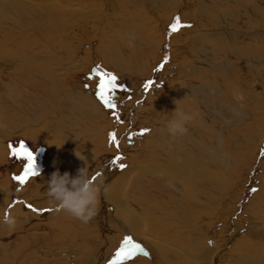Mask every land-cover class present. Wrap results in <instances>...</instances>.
Listing matches in <instances>:
<instances>
[{"label":"bare ground","instance_id":"obj_1","mask_svg":"<svg viewBox=\"0 0 264 264\" xmlns=\"http://www.w3.org/2000/svg\"><path fill=\"white\" fill-rule=\"evenodd\" d=\"M73 1L0 0V122L9 120L11 123H18L19 120L23 123L16 128V130L19 129V135H29L32 139H36L34 142L48 145L55 153L54 156L48 158L51 165L58 160L63 169L68 166L67 168L78 170L85 166V161L77 155L86 158L89 164L97 156V152L95 150L89 153L78 148V146H84L85 141L82 140L81 136H72L65 131H69L70 128L75 126L73 125L75 122L74 115L80 111V109L79 111L75 110V106L85 107L95 114L99 111L100 117H102V107L97 98L81 87L79 90H69V92L62 94L56 92V90H59L58 82L61 79L59 70L63 68L62 65L65 66V61L67 59V61L71 60L74 55L68 41L63 38L59 39V34H57L58 26L62 24L63 15L72 12L70 10L73 8L70 7L74 5L75 2ZM132 1L140 3L143 0ZM151 1L153 4L154 0ZM103 3L105 2L103 1ZM188 3V0L181 2L177 6L175 15H181V18L195 22L194 28L197 32L196 38L194 37L195 42L193 41L195 49L194 51L193 48L188 50L186 43H183L182 55L188 53L192 56L180 69L179 77L172 80L168 88L162 89L158 95L150 97L148 103L154 114L150 119L151 130L145 135L141 148L131 153L129 161L125 162L117 161L119 155L112 153L113 157H110L102 166V174L98 176L99 178L95 183L102 189L99 198V212L102 213L100 214V222L103 220L101 223L103 232H100L105 233L103 234V240L99 235L100 232L94 234L97 236L95 240L98 241L97 245L92 247L94 252H85L80 247V258H82L83 263L85 261L87 264H105L109 257L111 258L108 251L112 247H118L117 244L120 245L123 238L128 236L151 253L150 260L137 258L138 261L136 262V258H132L133 261L129 264H217L218 258L226 249L225 246L230 245L232 242L234 234L231 230V224L227 226V228H230L228 232H231L228 235L229 237L225 238L226 240L224 239V242L219 233L212 235L211 229L213 224L220 220L222 201L226 198V194L232 192L233 183H229V178H226V171L229 169L232 160V156H230L232 143L241 146L246 153H249L253 148L257 150L263 142L264 135L256 142L258 131L251 129L253 126H251L250 118L252 120L256 119V121L258 119L264 120V87L257 84L252 86L251 81L248 79L256 71L254 67L262 64L261 57L253 54L252 51L257 50V40L255 39H264V23L260 27L255 26L252 15L254 12L251 7H232L231 10H229V7H225L224 11H229L223 12L220 16L223 23L218 25L242 30L238 35L239 42H231L230 44L231 50L236 56L235 60L237 62H235L233 59H228L229 54L221 46L218 47L217 52L212 51L210 53L200 48L202 43H196L197 38L201 36L199 30L207 29L202 19L205 7H189ZM251 4L258 8L257 10L264 20V1L258 3L256 0H251ZM110 8L112 13L124 10L122 12L125 13L123 19L129 18L134 22L141 21L140 15H136L137 11L134 13L133 10L124 9V6ZM125 15L128 17H125ZM242 18H245L244 21H242ZM119 20V23H122V19ZM120 28L123 30L121 25ZM259 29L261 30L259 31ZM181 32H185V30ZM119 34L122 44L128 46L129 43L130 46L132 44L137 47L140 46L142 57H144V53H150L151 57L148 56L145 60L152 58L154 49L151 38H144L141 40V44L139 41H135L133 37L128 38L127 42V39L125 40L122 37V32ZM241 34H245V37L251 42H244L245 39H242ZM252 34H256V38L252 37ZM174 35L170 39V56H174L172 45ZM112 38V36H105L102 40L110 43L109 47L105 48L106 54H103L108 58L107 64L110 63V66L117 68L119 71L127 69L128 64H131L129 57L124 58L121 47L119 49V47L114 46L113 42L117 39ZM244 48H246V51ZM60 49L64 50L66 60L63 58V53L59 54L57 52ZM242 52L249 56L247 55L246 58L244 53L242 55ZM150 63L147 65H150ZM143 67L145 69L147 66ZM65 68L68 69V67ZM203 69L213 75V81L207 79L203 82L200 79L192 80L189 83V79L183 77L184 74H196L195 76L200 77L197 72L201 73ZM260 71L262 72V68ZM262 73L258 76L259 79H262ZM222 75L227 76L223 78ZM45 80L49 83L47 84ZM50 82L52 83L50 84ZM211 82L213 85L210 84ZM49 84L50 87L47 89ZM257 90L263 93L262 96L257 94L259 92ZM212 92V96L216 95L217 99L209 98V101L205 102L206 96L211 95ZM253 92L255 93L253 94ZM45 93L48 94L46 101L53 102L56 107H59V110L54 107L53 109H45L41 106L38 119L46 121V118H49L47 112L51 110V118L49 119L56 123H52L51 120L48 121V124H50L47 128L48 131L40 134L42 127L34 129L33 125L28 123L30 120L26 109L28 101H25V97L40 99L45 96ZM186 93H189L190 99H188L189 96L187 98ZM194 98L198 99L192 101ZM177 100H181V108L191 109L198 115L196 119L187 125V134L172 138L167 132L166 124L171 118V113L177 107L175 103ZM246 100L249 102L247 103ZM250 100L251 105L256 106L255 109H257L254 117L253 113L251 115L250 112L247 113L244 106L246 103L250 104ZM251 111L253 112V110ZM217 113L221 117L224 116L225 120L227 119V122L224 121L228 125L233 124L235 127L227 132L224 129L216 128L214 124L213 127L209 126L207 123L212 120L213 116L218 115ZM60 116L63 117L60 118ZM246 119L250 122H247ZM238 123L244 128L238 129ZM206 127L210 128L208 129L210 133L208 132L209 134L205 136L203 133ZM33 131L38 133L33 134ZM53 131L58 132L57 137L50 141L48 135ZM100 132V128L98 131L94 130L93 138L88 140L87 143L94 144L100 150L114 152L112 145L106 141L105 135H102V137L99 135ZM127 137L129 139L128 143H131L133 133H129ZM9 155L10 149L3 144V140H0L1 182L5 181L4 183L10 187L9 191L11 190L7 202L0 206V209L2 207L0 215L5 213L11 215L17 213L37 214L39 210L44 208V204L38 203L36 200L41 187L35 183L41 180L47 182L49 174H52L55 170L52 169V166L46 168V162H43L38 169V171L40 170L39 175L30 178L26 184L21 185L13 178L19 175L20 172L22 174L24 165L12 166L11 161L7 158ZM5 163L13 167L10 172L1 167ZM120 163L127 166L121 168L119 167ZM30 181L34 184L31 183L32 185H30ZM6 184L0 187L3 192L7 187ZM18 186L21 187L18 196L26 195L27 199H23V202L32 203L33 207L32 209L29 208L30 211H22L15 204L10 206V197L16 195ZM29 187L35 189V195L29 194L26 190ZM244 191L243 188L238 192L237 202L242 200V196L239 197V195ZM250 198L254 210L252 209L253 212L248 215L257 220L252 221L254 229L251 234L249 233L250 235L243 236V238L241 236L242 239L238 238L233 244L231 243L232 249L238 257L237 260L240 261L236 264H264V238L261 234L264 233V199L254 195ZM35 209L38 210L35 211ZM237 209L232 214H235ZM51 214L52 212H48L42 216L40 215V217H49ZM257 221L260 222L262 228L257 225ZM235 226L236 231L244 227L239 224ZM4 230L0 228V236L7 237L6 239L11 242L15 238V234L11 230L7 232ZM91 235L88 229L82 232V236L87 238V240L83 239L82 245L87 250L91 248L89 243L93 240ZM39 236L46 238L43 235ZM110 236L112 241H109ZM60 240L62 243L70 241L63 237H60ZM208 240H211L212 243H207ZM220 242L223 243L220 244ZM68 246H70V243L67 244L66 248ZM12 248L15 249V247L7 249L4 246L0 253H3L6 249L8 255H10V252H16V249L13 250ZM61 249L57 250L62 251ZM114 249L116 251V248ZM245 251H250L248 254L249 257L251 256L250 259L244 256L247 255ZM24 256L23 258L28 260L27 256ZM80 258H74V263L81 262ZM242 259L247 262L242 263ZM55 260L60 259L57 257ZM1 261L3 260L1 259Z\"/></svg>","mask_w":264,"mask_h":264},{"label":"rangeland","instance_id":"obj_2","mask_svg":"<svg viewBox=\"0 0 264 264\" xmlns=\"http://www.w3.org/2000/svg\"><path fill=\"white\" fill-rule=\"evenodd\" d=\"M103 1L105 3H103ZM185 1L187 0H183V1L154 0V3L152 4L151 0H143L140 1V3H136L132 0H102V1L74 0L73 1L75 2L74 5L70 7L71 9L73 8L72 10H70L72 12H69L70 14L66 13L63 15V18L61 20L62 24L61 25L59 24L58 26L59 29L57 30V34H59L58 38L59 39L63 38L64 40L68 41V45L73 50L74 55L71 58V60L67 61L68 59L66 60L65 54L63 53L64 50L60 49L59 51H57L59 54L63 53L64 55L63 58H65L66 61H65V66L62 65L63 68L59 70L61 79L58 82L59 90H56V92L62 94L65 92H69V90L71 91L79 90L81 87L82 89H84L85 91L87 90L88 93H91L92 96L98 99L96 95L97 84L99 82L98 78L95 77L90 78L93 76V69L97 67H100L101 69L107 72L115 74L117 76V84L121 85L124 88L122 90H118V89L116 90L115 101L117 104V108L115 110L106 108L102 104V102L98 99L102 107V115H101L102 117L99 116L100 115L99 111L95 114L94 112L88 111V109H86L85 107L79 105L75 106V110L79 111L80 109L79 113L74 115L75 122L73 125L75 126H73V128H70L69 131H65L68 132V134H71L72 136H78V137L81 136L82 140L85 141L84 146H80V147L78 146V148H81L83 151H87L89 153L94 152L96 150L95 152H97L96 153L97 156L94 158V160H92L89 163V174L95 177V181L99 178L98 176L102 174V166L105 165V162L110 157H113L112 153H117L119 157L123 158L121 161L125 162V161H129V157L131 153H134L136 150L141 148L145 135L151 130L150 119L154 114L152 108L149 107V103H148L150 97H154L158 95L159 92L162 91V89L168 88L170 86L171 81L179 77L180 69L183 68L185 62L189 60L190 56H192L189 55L188 53L187 55L186 54L182 55L181 48L183 43H186L187 49L190 50L191 48H193L194 51L195 46L193 44V41L195 42V38L197 36V32L194 28L195 22L191 20L188 21L186 19H183L181 18V15L178 14L175 15L177 6L181 2L183 3ZM188 1H189L188 3L189 7H205L203 10L204 15H202V19L207 29L199 30L201 36L197 38L196 43H202L200 48H202L203 50H207L210 53L212 51L217 52L219 46L223 47L225 49V52L229 54V58H228L229 60L230 59L235 60L236 58L235 54H233L231 50L230 44L231 42H236V43L239 42L238 35L240 32H242V30L233 27L225 28L219 26L218 24L223 23V20L220 18L223 12H228L229 10H231L232 7H251L252 11L254 12L252 15L254 18L255 26L260 27L264 23L263 18L261 17L259 11L257 10L258 8L255 7L253 4H251V0H188ZM263 1L264 0H256V2L258 3H262ZM121 6H124V9L133 10L134 13L137 11L136 15H140L141 21L134 22V20H131L129 18L123 19L125 13L122 12L124 10L121 11L118 10L117 12L115 11L117 14L112 13L110 7H121ZM225 7H229V10L224 11ZM180 10H182V8H180ZM176 16L180 17L182 23L189 24L191 25V27L181 28L178 32H176V35H174L175 33L170 34V25L174 22V18ZM125 17L128 16L125 15ZM119 19H122L121 20L122 23H119L120 22ZM244 19L242 18V21H244ZM120 25L123 28V30H121ZM196 26L198 27V25ZM54 30L56 31L55 28ZM182 30H185V32H181ZM260 30L261 29H259V31ZM121 32L123 34L122 37L125 40L127 39V42H128V38H132V37L135 39V41H139L140 43L141 40H143L144 38H151L153 41V49H154L152 58H150V60H145L151 54L144 53V57H142L140 46L137 47L136 45L133 44H132L133 46L132 45L130 46L129 43L128 46L127 44L125 45L122 44L119 38L120 35L119 33ZM163 33L165 34L164 35L165 37L163 36ZM172 35H174V40L172 43L174 56L171 55L172 56L171 57L169 54V50L171 47L170 39ZM241 35L243 36L242 39H245L244 42H251L249 41V39L245 37V34H241ZM252 35H253L252 37L256 38V34H252ZM105 36L108 37L112 36L114 39H117L113 42L114 46H116V48L119 47V49L121 47V52L123 53L124 58L128 56L130 60L129 62L133 64V65L128 64L127 69L129 71L126 68L124 70L119 71L117 68H113V66H110V63L107 64L108 58H106V56L104 55L106 54L105 48L106 47L108 48L109 47L108 45L110 43L106 41H102ZM255 40H257L256 41L257 50H255V52L254 51L252 52L258 57H261L262 64L261 66L257 65L254 67L256 71L249 77L248 80L251 81L252 86L257 84V85H263L262 87H264V57H263L264 39L261 38L259 40L258 39ZM244 49L246 51V48ZM243 53L244 52H242V55ZM136 55L138 56L136 57ZM247 55L245 54V57ZM166 58H167V63H165ZM235 62H237V60H235ZM148 63H150V65H147ZM143 66L145 67L147 66V67L144 69ZM65 67H68V69H66ZM261 68L263 73L260 71ZM208 72L209 71L203 69L201 73L197 72V74L200 77L195 76L196 74L195 75L184 74L183 77L189 79V83L192 82V80H200V79L201 81L207 79L213 81L212 79L213 75L209 74ZM261 73L263 74L262 79H259L258 76H260ZM225 76L227 75H222L223 78H225ZM46 80L45 82L48 84L49 80L48 81ZM149 81H152L153 83L150 87L146 89L145 85ZM52 82H50V84ZM50 84L49 86L47 85V89H49ZM210 84L213 85L212 82ZM0 87H1V83H0ZM254 93L255 92H253V94ZM257 94L262 96L261 94L263 93L259 91L257 92ZM44 95L45 96H43V98L40 99H35L34 97L30 99L29 97H25V101H28V103L26 104V109L28 111L27 115L29 116L30 119L28 123L32 124L34 129H38L42 127L40 134H42V132L45 133L48 131L47 128L50 126V124H48V121L51 120L49 119L51 118V112H50L51 110L47 112V116L49 118H46V121L44 119L41 120L38 119L39 117L38 113L40 112L41 108L44 107L45 109H53L54 107L57 108L56 110H59V107L58 106L56 107L53 102L46 101L48 94L45 93ZM212 95L213 92L211 93V95L209 96L207 95L208 97L206 96L204 101L208 102L209 98L217 99L216 95L214 96ZM188 96L189 93L187 94V98ZM190 98L191 97L189 96L188 99ZM195 99L198 98H194L192 99V101ZM151 100L153 101L154 99ZM248 102L249 101H247V103ZM247 103L244 105L246 107V111L247 113L250 112V115L253 113V117H254L255 113H257V109H255L256 106L251 105L252 104L251 100H250V104ZM251 110H253V112ZM241 115H243V113H241ZM61 117L63 116H60V118ZM219 117H221L219 116V114L213 116L212 120L209 121L207 124L212 127L215 125L216 128L224 129L227 132H229L235 127L233 126V124L228 125V123H226L227 119L225 120L224 116H222L221 118ZM250 120L252 122L251 126H253L251 127V129L252 130L254 129L253 131L256 132L258 131L257 132L258 136L256 139L257 142L264 135V120L260 119L262 120L260 121L258 119L256 121V119L252 120L251 118ZM250 120L246 119L247 122H250ZM51 122L56 123L52 120ZM19 124L22 125L23 123L19 122V120L18 123H11L9 122V120L0 122V140H3V144H5L7 148H9V145L18 147L20 143H24L30 150L34 152L36 157V165L38 169L43 162L44 163L46 162L45 165L46 168L52 166V169H54L55 171L59 170V172H61L63 170L61 174L68 172L71 173L73 176L76 175L77 170H72L70 168H67L68 166L66 167V169H63L60 164V161L58 160L56 162L54 161V163H52L53 165H51V162L49 161L50 159L48 160V158L52 157V155L54 156L55 153L52 152V150L48 145L34 142V140L36 139H32L31 136L28 135L29 136L28 137L24 135L23 136L19 135L18 132L19 129L16 130ZM110 124L112 125V127ZM242 127L243 126L238 123L237 128L241 130ZM99 128L101 129L99 135L101 137L102 135L103 136L105 135L106 141L112 145L114 152H109L106 150L103 151L98 149L99 147L97 146L95 147L94 144L87 143L88 140L93 138L92 136L94 130L98 131ZM144 129H148L149 131L144 133L143 135H140L139 133ZM208 129L210 128L206 127V129H204L203 134L205 136L210 133ZM113 132L116 133L117 139L119 141V146H117L115 143L111 142L110 140L109 134ZM36 133L38 132L33 131V134ZM57 133L53 131L51 134H49L48 135L49 140L53 141L55 137H57ZM129 133H133L131 143H128L129 139L127 136ZM200 133L202 132L200 131ZM231 149L232 150L230 156H232V160L229 169L226 171V178H229V183L230 182L233 183L231 189L232 192L230 194H226V198L222 201L221 211H220L221 217L219 218L220 220H218V222H215L213 224L211 229L212 230L211 234L216 235L219 233V235H221V238L224 242V239L225 238L227 239L229 237L228 236L229 233L231 232V231L228 232L230 228H227V226L231 224L232 226L231 230L232 233L234 234L233 239L231 240L232 241L231 243L233 244L234 241L238 238H241V236L243 238V236L250 235L252 230L254 229L252 221L253 220L256 221L257 219L253 218V216L248 215L249 213L253 212L252 211L253 207L250 201L251 199L250 197L254 195L255 197L264 199V161H263L264 138L261 146H258L257 150L256 149L254 150L253 148L249 153H246L245 149H242L241 146L239 145L236 146L233 143ZM7 158H9V160L11 161L12 166L18 167L20 166V164H23L25 166L27 163L26 160L13 157L11 155V152ZM6 163L1 167L5 168L6 171L8 170L10 172V169H13V167H10ZM50 177H51V173L49 174V178ZM1 181L2 178L0 177V187L6 184L4 183L5 181L3 182ZM31 183L34 184L33 182L30 181V185H32ZM35 184L41 187V189L38 191L39 193L37 194L38 197L36 198V200L38 201V203L39 202L43 203L44 208L39 210L37 214H33V215L31 213L29 214L17 213L18 215L17 214L13 215L17 218V226L15 227V229L11 230L15 234V238L10 242L6 239L7 237L5 238L3 236H0V251L5 246L7 249H9L10 247H15L16 252L15 251L10 252V255H8V250L5 249L3 253L2 252L0 253L1 254L0 263L20 264L22 262L21 264H75L74 258H80L81 256L80 247L83 248L85 252L86 251L89 253L91 251L94 252V250H92V247H94L98 243V241L95 240L97 239V236L94 234L100 231L103 232L101 225L103 220H101L100 222V214L102 213L99 212L100 211L99 206H98L97 215L89 223L87 224L81 223L79 220L72 218L67 213L58 211L56 207H53L54 204L49 201V198L47 196L46 180H41ZM6 186L7 187H5L4 190L5 193L2 190H0V206L4 205V203L7 202V200L9 199V194L11 193V190L9 191L10 189L9 185L6 184ZM31 187L27 188L26 190H28L29 194L35 195L36 194L34 192L35 189ZM243 188L245 189V191L243 193L241 192L242 194L239 195V197L242 196L241 197L242 200H239L237 202L238 192L241 191ZM253 189H256V191H253ZM20 192H21V187L18 186L16 188V195L15 194L13 195L12 193L13 196L11 195L12 197H10V206H13L15 204L19 206V208L22 209V211L23 210L30 211L29 209L30 207L28 206L31 205L32 203L23 202V199H27V197L26 195L24 196L20 195L22 197L18 196ZM236 208H238L237 209L238 213L236 212L235 214H232L234 213ZM1 210L2 207L0 211ZM36 210L38 209H35V211ZM33 212H34V208H33ZM48 212L49 213L52 212L51 216L49 217L47 216L43 218L40 217V215L42 216L43 214H46ZM234 223L243 225L244 226L243 229L236 231V226H235L236 224L234 225ZM259 223L260 222L257 221V225H260ZM0 228L3 230L5 229L4 231L6 232L8 231L6 227H0ZM260 228H262V225H260ZM85 229L90 230L92 234L91 236L93 238V240L89 242L91 245V248H89L90 250L89 249L87 250L82 245L83 239L87 240V238H84V236H82V232L85 231ZM101 232L99 235L103 240V234L105 232L104 233ZM261 234H263V238H264V233ZM39 235H43L46 238H43ZM60 237L70 240L67 241L68 243H70V246L66 248L68 243L66 242L62 243ZM125 238L126 237H124L123 240ZM109 241H112L111 236ZM122 241L120 245L117 244L118 247H114L116 248V251L121 247ZM210 241L211 240H208L207 243H209ZM223 242H220V244H222ZM231 243L230 245L227 244L228 246L227 245L225 246L226 249H224L223 254L220 255V257L218 258L217 264L240 263V261L238 262L237 260L238 259L237 255L232 249ZM114 248L112 247L108 251V255L110 253L111 258L109 257V259L105 262V264H110V261L114 258V254L116 253ZM50 249L53 251H51ZM57 249H61L62 251H59ZM145 251L148 253L147 257L144 256L143 253H141L132 258L133 259L136 258V262L138 261L137 258L149 259L151 257V253L148 250ZM245 252L247 253V255L245 254L244 256L250 259L251 256L249 257L248 255L250 251H245ZM23 256L24 257L27 256L26 258L28 260L23 258ZM57 257L60 260H55V258ZM132 258L125 261L124 264H129L131 261H133ZM1 259L3 261H1ZM80 259L82 260V258ZM243 262L246 263L247 261L242 259V263ZM77 264H87V262L85 263L84 261L83 263L82 260Z\"/></svg>","mask_w":264,"mask_h":264},{"label":"clouds","instance_id":"obj_3","mask_svg":"<svg viewBox=\"0 0 264 264\" xmlns=\"http://www.w3.org/2000/svg\"><path fill=\"white\" fill-rule=\"evenodd\" d=\"M177 100L176 109L171 113L166 128L170 137H182L188 132L187 125L197 118V113L191 109L180 107ZM85 161V166L77 170L75 176L59 170L53 172L47 180V196L56 209L65 212L81 223H89L98 213L101 187L95 183L94 176L89 174L87 159L77 155ZM17 226V218L10 213L0 215V227L13 230Z\"/></svg>","mask_w":264,"mask_h":264},{"label":"snow or ice","instance_id":"obj_4","mask_svg":"<svg viewBox=\"0 0 264 264\" xmlns=\"http://www.w3.org/2000/svg\"><path fill=\"white\" fill-rule=\"evenodd\" d=\"M184 27H191V25L182 23L180 17L176 16L174 18V22L170 25V34L176 33ZM165 63H167V58L165 60ZM93 77L98 78L99 81L96 90L98 99L106 108L115 110L117 108V104L115 101L116 90L120 87V85L117 84V76L113 73L101 69L100 67H97L93 69V76L90 78ZM152 83V81H149L145 85V88L147 89L148 87H150ZM148 131V129H144L139 134L143 135ZM109 136L111 142L119 146V141L117 139L116 133H110ZM9 148L13 157L27 161L26 165L23 168L22 174L16 175L13 178L15 181H17L21 185H24L30 180V178L39 175V171L36 165V157L32 150H30L24 143H20L18 147L9 145ZM122 159V157H117V161H120ZM119 167L124 168L126 167V165L120 163ZM253 191H256V189H253ZM28 207L31 208L32 206L29 205ZM209 243L212 242L210 241ZM141 253H143L145 256L148 255V253L140 244L134 242L132 237L128 236L122 241L121 247L114 254V258L110 261V264H124L125 261Z\"/></svg>","mask_w":264,"mask_h":264},{"label":"water","instance_id":"obj_5","mask_svg":"<svg viewBox=\"0 0 264 264\" xmlns=\"http://www.w3.org/2000/svg\"><path fill=\"white\" fill-rule=\"evenodd\" d=\"M122 87H119L118 89H121ZM116 96V95H115Z\"/></svg>","mask_w":264,"mask_h":264}]
</instances>
